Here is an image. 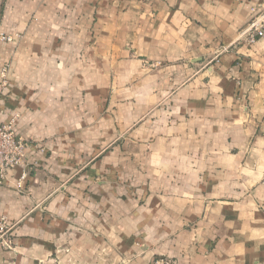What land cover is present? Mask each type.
Masks as SVG:
<instances>
[{
	"label": "crops",
	"instance_id": "0c3cea01",
	"mask_svg": "<svg viewBox=\"0 0 264 264\" xmlns=\"http://www.w3.org/2000/svg\"><path fill=\"white\" fill-rule=\"evenodd\" d=\"M264 0H0V264H264ZM228 51L222 53V49Z\"/></svg>",
	"mask_w": 264,
	"mask_h": 264
},
{
	"label": "built area",
	"instance_id": "2783aa9c",
	"mask_svg": "<svg viewBox=\"0 0 264 264\" xmlns=\"http://www.w3.org/2000/svg\"><path fill=\"white\" fill-rule=\"evenodd\" d=\"M264 18V17H263ZM243 42L254 45L259 39L264 38V20L256 19L252 21L243 33ZM226 48L222 53L227 52ZM5 70L0 73V93L7 87L5 81ZM1 95V94H0ZM30 143L19 137L14 130V121L0 124V184H2L9 171L21 166L25 160V152ZM9 231L7 221L0 219V239H5ZM152 264H174L172 259L166 257L156 258Z\"/></svg>",
	"mask_w": 264,
	"mask_h": 264
},
{
	"label": "rangeland",
	"instance_id": "374dc122",
	"mask_svg": "<svg viewBox=\"0 0 264 264\" xmlns=\"http://www.w3.org/2000/svg\"><path fill=\"white\" fill-rule=\"evenodd\" d=\"M1 95L3 94V91L0 93ZM28 142H30V141H28ZM30 146V145H29Z\"/></svg>",
	"mask_w": 264,
	"mask_h": 264
}]
</instances>
